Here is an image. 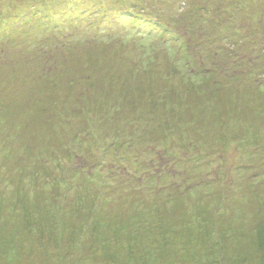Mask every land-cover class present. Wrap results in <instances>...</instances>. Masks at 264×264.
<instances>
[{
  "label": "rangeland",
  "instance_id": "1",
  "mask_svg": "<svg viewBox=\"0 0 264 264\" xmlns=\"http://www.w3.org/2000/svg\"><path fill=\"white\" fill-rule=\"evenodd\" d=\"M165 1L124 5L153 25V37L135 32L127 12L96 22L107 60L116 64L109 53L126 50L122 62H131L123 69L132 75L126 88L115 81L106 91L104 81L87 77H70L62 89L28 86L47 100L84 96L87 107L72 126H63L57 108L37 104L12 71L9 59L30 63L28 51L41 35L30 43L23 32L0 40V158L12 159L0 162V264H264V92L252 77L261 72L252 64L224 80L231 95L208 90L209 79L195 80L201 91L166 84L163 59L179 75L193 67L163 39L175 34L193 48L207 46L187 10L192 3L197 11L219 8L221 0ZM261 5L264 0L254 1L232 23L251 29L253 18L264 14ZM9 8L0 0V21ZM59 9L47 17L62 20L58 26L78 37L75 44L93 38L92 23L72 29L66 19H75ZM161 26L164 38L155 33ZM110 32L123 40L114 51ZM191 50L202 70L197 49ZM64 64L79 68L70 58ZM75 134L84 147L71 152L65 146ZM26 146L36 160L19 150ZM73 152L82 157L70 159ZM21 159L34 164L14 167Z\"/></svg>",
  "mask_w": 264,
  "mask_h": 264
},
{
  "label": "trees",
  "instance_id": "2",
  "mask_svg": "<svg viewBox=\"0 0 264 264\" xmlns=\"http://www.w3.org/2000/svg\"><path fill=\"white\" fill-rule=\"evenodd\" d=\"M1 1H4L6 9L8 7L10 8L5 18L0 21V40L6 38L8 41H12L15 39L12 32H23L29 37L26 40L30 43L33 38L41 35V38H38L35 43L32 44L33 49L31 48L32 50L29 49L28 51L29 54L27 58L30 63H24L22 59H18V61L15 62L14 59H9L10 65L15 63L12 68L14 76L18 78V81L21 79L25 83L24 86H26V91L31 93L33 98H36L37 104L40 102L42 103V108L44 110L54 107L61 111L58 112L60 115L57 117L61 120L64 127L72 126V124L79 119V116L84 113V109L87 107H83L85 106L84 96L80 95L81 97L78 96L73 99L67 97L65 100L63 98L47 100L40 96L37 89L28 86L32 84L38 86L41 83L46 89H62L64 87L62 83L64 84L67 80L70 83L72 81L71 78L76 79L77 77H82L85 79L87 77L88 80H91L92 84L94 82L104 81L102 88L106 91L112 90L115 81H117L115 83L121 84L123 88H126V81L132 75L130 74V70L127 71V69H123V66H126L131 61H128L126 58L127 62L126 60L122 62V59H124L122 51L125 52V49L117 51V53H109L112 54V57L116 60V64L111 63L104 57L102 50L105 49L98 46V42H100L103 37L99 34L100 28L98 29L95 27L96 22L101 20V17L112 15L111 18H114L115 16L117 18L118 14L127 12L132 28L135 32L140 33L143 30L146 31V34L149 35V37H153V32L155 31L153 25L144 24L142 21L143 19L141 20L139 18L140 16H135L126 10L124 5L129 0H117L115 4H113L115 0ZM154 1L157 4V0ZM163 1L166 2L165 0ZM254 1L256 0H221L219 8L211 7L210 9L209 7H205L201 11H197V5L194 6V3H192L191 8L187 10V17L189 21L193 22L192 26L197 24L200 28L204 29L205 32L201 35L207 36L206 38L208 40L207 46L204 45L203 48L197 45L193 48L192 43H187L189 47L187 48V44L180 42L179 37L175 34L166 39L164 37L165 34H167V28L162 26L159 27V30L155 33L159 37L164 38L163 40L165 42L166 40L168 41L167 43L171 42L170 45L173 48L176 47L178 49L180 59L186 68L193 67L192 70L190 69V71H186V74L179 75L174 66L163 59V62L166 64L165 70L160 73L165 77L166 84L171 80H174L173 85L175 87H180L183 90L188 89V91H201L203 86L195 85V80L209 79L212 82V86H209L207 83L208 90L211 88L217 90L224 89V91L227 90L228 94L231 95V88L228 86L224 87L222 82L231 79V77L236 78L237 75L243 74V72L239 71L240 69L245 70V67L254 64V68H259L262 74L256 72H253L252 74V77L258 76L255 82L259 85L258 87L256 86V88L262 95L264 92V63L262 62V59H264V14L258 13V15L253 18L251 29L246 27V30H244L245 26L238 23H232L235 22L234 14L238 16V14L242 13L245 9L247 10V8H250ZM261 6L262 8L264 7V5ZM58 7H60L59 12L62 15L70 13L71 17L75 19H66L68 23H73L69 24L72 29H78L85 21L92 23V26L95 28L91 30L93 38L88 39L85 43L80 42L79 44H75L76 41H78L76 34L72 33L76 37L70 35L71 32L66 34L61 28V25L58 26V23L63 22L62 20L60 22H54L51 18L47 17L49 11ZM119 7L120 10H118ZM235 8L238 10L236 13ZM137 15H140V13H137ZM45 19L49 20L47 21ZM225 26L234 33L235 38L226 31ZM32 30L33 32H31ZM111 36H115L116 38ZM109 37L115 39L111 43V49L123 41L113 32H110ZM191 49H197L196 51L199 55V60H201V64H203L202 70L196 65L194 57L193 59L190 58L188 51L192 56H195V52ZM82 50H90L93 51V53L89 52V54L86 55L83 54ZM80 51L82 52V55H80ZM112 51L114 50L112 49ZM33 52H35V54ZM138 52L145 53L146 51L139 50ZM21 55L22 54L20 53V56ZM82 56L84 60L82 59ZM68 58L72 59V62L77 64L79 68L65 65L64 62ZM118 58L121 60H117ZM150 71L151 69H149V72ZM143 72L144 74H147L148 70L144 69ZM165 73L166 75H164ZM177 81L178 84L176 83ZM137 88L139 89L138 85ZM87 89L91 88L88 87ZM233 97H235V95ZM33 98H31V100H33ZM199 102L197 103V106L199 105ZM3 106L4 105L0 103V108ZM81 107L83 109H80ZM88 109L86 111H88ZM9 115L10 114L5 115V121H7V123L9 121ZM2 117L4 116L0 115V121H2ZM2 126H6V124H3ZM18 137L19 135L14 139L16 140ZM78 146L84 147V141L81 140L79 134H75L70 136V140L65 148H69V151L72 152L75 151ZM11 148H13V146L9 149ZM19 150L23 151V155L32 156L34 157V160H36L35 154L27 146L26 148ZM23 155H20L18 158H25ZM10 156L11 155H8V159L0 158V162L3 163L7 160H12ZM68 157L73 159L74 157L80 158L82 155L73 152ZM26 161H23L22 159L21 161L17 160L14 167H19L21 169L26 168L23 163ZM19 163L24 165L20 167ZM28 163L30 165L34 164L30 162ZM150 187L154 188V186ZM2 232L3 230L1 229V234Z\"/></svg>",
  "mask_w": 264,
  "mask_h": 264
}]
</instances>
